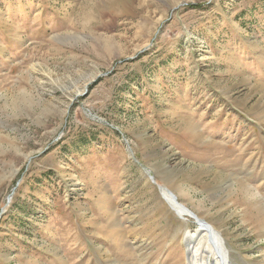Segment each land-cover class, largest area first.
Instances as JSON below:
<instances>
[{
    "label": "rangeland",
    "instance_id": "rangeland-1",
    "mask_svg": "<svg viewBox=\"0 0 264 264\" xmlns=\"http://www.w3.org/2000/svg\"><path fill=\"white\" fill-rule=\"evenodd\" d=\"M166 191L264 264V0H0V264H188Z\"/></svg>",
    "mask_w": 264,
    "mask_h": 264
},
{
    "label": "bare ground",
    "instance_id": "bare-ground-1",
    "mask_svg": "<svg viewBox=\"0 0 264 264\" xmlns=\"http://www.w3.org/2000/svg\"><path fill=\"white\" fill-rule=\"evenodd\" d=\"M149 179L153 180L152 177H149ZM164 197L170 209L180 218L194 216L197 219L193 212L179 203L178 197L173 192L166 191ZM198 221L200 222V228L186 234V241L190 243L188 247V264H232L231 254L222 233L213 225L204 223L200 219H197ZM261 228H264V226Z\"/></svg>",
    "mask_w": 264,
    "mask_h": 264
},
{
    "label": "water",
    "instance_id": "water-1",
    "mask_svg": "<svg viewBox=\"0 0 264 264\" xmlns=\"http://www.w3.org/2000/svg\"><path fill=\"white\" fill-rule=\"evenodd\" d=\"M197 220V219H196ZM198 224H200V222L198 221Z\"/></svg>",
    "mask_w": 264,
    "mask_h": 264
}]
</instances>
